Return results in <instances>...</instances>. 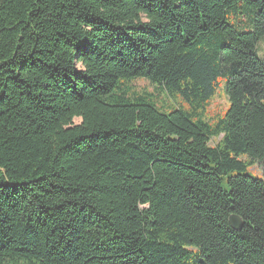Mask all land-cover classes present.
Instances as JSON below:
<instances>
[{"label":"trees","instance_id":"obj_1","mask_svg":"<svg viewBox=\"0 0 264 264\" xmlns=\"http://www.w3.org/2000/svg\"><path fill=\"white\" fill-rule=\"evenodd\" d=\"M263 39L264 0H0V264H264Z\"/></svg>","mask_w":264,"mask_h":264},{"label":"rangeland","instance_id":"obj_2","mask_svg":"<svg viewBox=\"0 0 264 264\" xmlns=\"http://www.w3.org/2000/svg\"><path fill=\"white\" fill-rule=\"evenodd\" d=\"M257 50L259 56L264 60V39L258 43ZM219 83V90L210 100L203 113L204 120L210 124H213L217 121V119L221 118L228 106L226 97L222 92L225 81L219 80ZM129 87L131 92L134 94L151 95L150 100L161 112L168 113L173 109L180 108L183 105L178 98L171 97L165 91H159L146 80L133 81L129 84ZM217 142L218 139H213L211 140L210 145L214 146ZM246 174L252 178L264 179V165L262 167L254 165L253 167L247 169Z\"/></svg>","mask_w":264,"mask_h":264},{"label":"water","instance_id":"obj_3","mask_svg":"<svg viewBox=\"0 0 264 264\" xmlns=\"http://www.w3.org/2000/svg\"><path fill=\"white\" fill-rule=\"evenodd\" d=\"M229 225L231 226V228L234 230V231H240L241 227H242V221L240 218H238L237 216L235 215H231L229 217Z\"/></svg>","mask_w":264,"mask_h":264}]
</instances>
